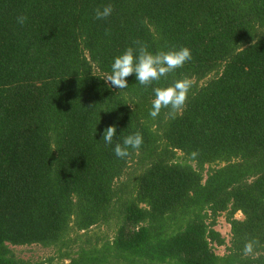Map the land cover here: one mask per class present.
I'll return each mask as SVG.
<instances>
[{
  "label": "trees",
  "instance_id": "trees-1",
  "mask_svg": "<svg viewBox=\"0 0 264 264\" xmlns=\"http://www.w3.org/2000/svg\"><path fill=\"white\" fill-rule=\"evenodd\" d=\"M133 41L193 58L113 88ZM183 78V111L153 119V89ZM0 264H264V0H0Z\"/></svg>",
  "mask_w": 264,
  "mask_h": 264
},
{
  "label": "clouds",
  "instance_id": "clouds-1",
  "mask_svg": "<svg viewBox=\"0 0 264 264\" xmlns=\"http://www.w3.org/2000/svg\"><path fill=\"white\" fill-rule=\"evenodd\" d=\"M113 11L114 8L111 4L98 7L95 9V18L98 20L107 19ZM27 19L25 15L18 16L17 23L23 25ZM133 44L137 47H128L122 55L116 57L111 65V73L104 78L105 82L113 88L120 90L128 88L126 78L133 74H135L139 84L147 88L153 81H159L176 69L182 68L186 62L193 58L191 50L187 47H181L178 50L158 51L153 54L148 51L146 44L140 41H133ZM190 88L191 80L189 78L177 80L165 88H154L155 98L152 101V110L149 115L155 119L162 109H169L168 115L175 118L185 108ZM116 131L115 126H109L105 129L102 138L105 144H112ZM142 144L143 136L136 132L126 136L122 144L116 143L114 153L118 158L123 159L130 155V148L138 151ZM192 155L195 157L197 153L193 152ZM258 244L259 241L256 239L249 240L244 246V255L253 254Z\"/></svg>",
  "mask_w": 264,
  "mask_h": 264
},
{
  "label": "rangeland",
  "instance_id": "rangeland-1",
  "mask_svg": "<svg viewBox=\"0 0 264 264\" xmlns=\"http://www.w3.org/2000/svg\"><path fill=\"white\" fill-rule=\"evenodd\" d=\"M235 218L241 220L242 216L240 214H237ZM215 229L221 234V236L227 242L229 239L230 232H229V226L224 220V217L218 218ZM100 231L103 232L104 229H100ZM13 250L15 252V255L23 260H44L47 257H50L52 254L50 250L42 249L38 246L15 247L13 248ZM223 252H224V248L216 249V253L219 255H222Z\"/></svg>",
  "mask_w": 264,
  "mask_h": 264
}]
</instances>
